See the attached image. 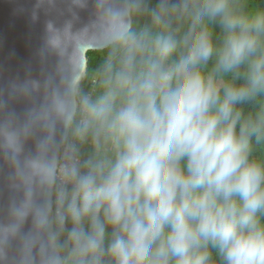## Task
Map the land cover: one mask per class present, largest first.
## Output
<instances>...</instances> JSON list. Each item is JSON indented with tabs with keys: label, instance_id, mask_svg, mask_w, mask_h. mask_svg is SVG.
Returning a JSON list of instances; mask_svg holds the SVG:
<instances>
[{
	"label": "clouds",
	"instance_id": "1",
	"mask_svg": "<svg viewBox=\"0 0 264 264\" xmlns=\"http://www.w3.org/2000/svg\"><path fill=\"white\" fill-rule=\"evenodd\" d=\"M71 2L73 62L10 85L22 120L0 92V264H264V8Z\"/></svg>",
	"mask_w": 264,
	"mask_h": 264
},
{
	"label": "water",
	"instance_id": "2",
	"mask_svg": "<svg viewBox=\"0 0 264 264\" xmlns=\"http://www.w3.org/2000/svg\"><path fill=\"white\" fill-rule=\"evenodd\" d=\"M92 11L91 3L78 9L71 0H0V92L5 100L13 82L53 73L61 59L68 65L73 62L80 43L89 39V35L75 37L92 20ZM49 23L53 30L61 33L71 23L73 38L67 41L62 58L48 52L43 58L40 55L49 37ZM87 52L92 51L84 47L81 55ZM39 102L36 98L35 103ZM30 106V102L23 99H11L7 110L22 120ZM32 149L33 143L29 141L26 151Z\"/></svg>",
	"mask_w": 264,
	"mask_h": 264
},
{
	"label": "trees",
	"instance_id": "3",
	"mask_svg": "<svg viewBox=\"0 0 264 264\" xmlns=\"http://www.w3.org/2000/svg\"><path fill=\"white\" fill-rule=\"evenodd\" d=\"M154 3L155 0H153ZM252 6L264 8V0H252ZM87 54L89 55V67H94L100 62L101 55L99 53L87 52Z\"/></svg>",
	"mask_w": 264,
	"mask_h": 264
}]
</instances>
